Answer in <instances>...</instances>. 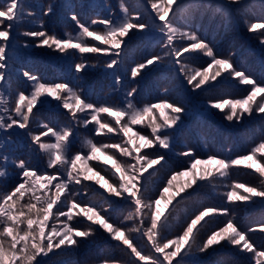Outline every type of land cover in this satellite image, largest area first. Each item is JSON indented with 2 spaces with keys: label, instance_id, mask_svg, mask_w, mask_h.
Segmentation results:
<instances>
[{
  "label": "snow or ice",
  "instance_id": "6c2138e0",
  "mask_svg": "<svg viewBox=\"0 0 264 264\" xmlns=\"http://www.w3.org/2000/svg\"><path fill=\"white\" fill-rule=\"evenodd\" d=\"M239 3L240 0H227L226 4H216L215 11L222 12L225 17L230 18L232 5ZM148 5L154 12V16L149 13L148 21L143 19L140 10H130L123 2L120 4L119 15L93 19L89 24L83 23L73 12L70 18L76 23L78 31L75 34L66 31L63 36L55 32L50 33L44 27L42 17L53 14L52 3L41 10L39 17L36 12L25 9L24 0H3L0 5V178L6 177L7 169L14 166L21 170L22 180L10 192L0 194V264H45L44 258L54 250L70 249L78 246L82 239L94 235L96 229L92 225L104 229L113 240L130 250L133 264H173L174 260L176 264H189L192 256L214 249V246L224 242L237 246L241 252L252 253L254 264H264V248H257L248 238V234L241 231L232 219L201 240V233L208 226L205 217L215 213L227 214L228 209L204 208L186 223L179 235L171 239L162 236L165 230H170V220L187 199L182 193L194 189L198 182H207L215 187L216 180L227 178L229 169L239 165L254 169L255 173L264 178V163L257 158L258 155L264 158V140L248 154L230 160L218 159L216 155H209L207 159L201 160L195 157L192 149H188L181 155L191 158L189 167L173 172L161 185L158 198H146L150 178L155 173H149L147 177L144 173L154 165L160 164L165 157L159 155L152 158L151 153L145 152L141 155V152L157 145L162 149L170 148L173 136L167 130L181 121V114L185 111L183 106L163 100L137 107L131 99H127L122 105H98L83 97L82 90L79 86H73L72 82H45L29 71H24L23 76L33 82L31 91L27 94L19 91L13 100L8 61L14 59L15 45L10 43L14 29H17L16 36L38 39L39 43L35 45L37 47L47 46L59 53L77 50L82 57L88 53L119 57L123 52L122 45L126 43L124 38L128 37L130 32L151 30L160 34L162 54L154 55L133 67L131 69L133 78L140 75L143 69L165 61L179 64V72L193 89L211 85L222 73H228L230 77L237 78L240 83L250 85L251 88L242 98L210 100L211 107L220 111L227 110L225 118L228 121L240 122L245 115L251 116L254 112L264 114V86L258 84L250 74L234 68L231 55L218 56L212 45L206 42V38L200 37L197 31L192 30L187 24L186 17L190 15V9L199 8L200 4L195 3V0H179V3L177 0H146L145 12H148ZM204 7H212L210 0ZM26 17L33 18L41 30L19 31L18 26ZM5 21H8L6 25ZM244 22L249 32L259 33L260 42L264 44V19H256L255 22L245 19ZM97 25H102V30H97L95 27ZM90 40L98 43H89ZM177 42H180L179 46ZM23 46L31 45L25 42ZM9 50L13 51V56H9ZM193 53H201L211 58V62L202 68H194L183 62L185 54H189V58L195 61L196 57L191 55ZM118 63L117 59L112 58L106 63V67L114 68ZM93 67L95 65L86 58H81L80 62L74 65L76 72L84 74ZM119 82L120 78L116 77V83ZM135 92L136 89H131L127 97H133ZM49 98L59 101L62 108L68 111L70 125L57 129L38 120V110L34 113V109H37L38 104L48 102ZM157 111L162 117L160 122L155 116ZM102 114H107L111 122L102 121ZM91 123L95 124L97 135L105 132L118 133L121 142L98 145L92 138L85 137L81 141V150L73 152L76 143L73 136L75 129L81 125L87 128ZM32 124L46 131L33 132L30 127ZM135 125L145 126L150 132L142 134L133 131ZM17 129L27 130L32 143L47 155V168L56 169L54 173L38 171L30 161L13 156L10 143L12 132ZM49 135L55 142L42 140V137ZM97 153H102L106 159L101 160ZM117 154L131 159H117ZM90 160L100 162L98 164L100 171L93 167L81 166V161L87 165ZM108 161H112L110 167ZM201 165L208 167L198 169ZM212 165L215 167H211ZM101 171L115 179L116 183L101 176ZM96 177L99 179H95ZM184 177L187 179L181 180ZM93 179L110 195L131 201L133 210L125 217V221L133 222L131 228L119 227L110 222V217L101 214L108 211L102 205L98 210L97 206L82 207L77 202L80 192L73 186L82 184V180ZM178 180L181 181L179 184ZM240 189L245 194H241L238 191ZM191 195L189 192L188 196ZM253 197H264V179L260 180L259 187L233 183L231 190L226 193L229 202L250 201ZM162 201L165 205L163 210ZM173 201H176V204H173ZM105 203L111 207L110 201ZM81 216L91 222L83 230L71 223L74 218ZM202 221L205 223L201 224ZM261 230H264V226ZM131 233L146 237L151 245L148 254L135 246ZM177 257L180 259L177 260ZM95 264L119 262L105 258L98 259Z\"/></svg>",
  "mask_w": 264,
  "mask_h": 264
},
{
  "label": "rangeland",
  "instance_id": "374dc122",
  "mask_svg": "<svg viewBox=\"0 0 264 264\" xmlns=\"http://www.w3.org/2000/svg\"><path fill=\"white\" fill-rule=\"evenodd\" d=\"M121 2L127 4L130 10H140L145 21H148L150 12L154 16L150 5H148V12L144 11L146 0H24V6L26 10L36 12L39 17L41 10L52 3L53 14L42 17L44 27L50 33L55 32L57 35L63 36L66 31L73 34L78 31L76 23L70 18L73 12L83 23L89 24L93 19L107 18L113 14L119 15ZM208 2L209 0H195V3L201 6L190 9V15L186 17L187 24L191 26L192 30L197 31L200 37L206 38V42L212 45L218 56L228 57L231 55L234 68L250 74L258 84L264 86V44L260 42L259 33L249 32L244 22L245 19L253 22L256 19H264V0H240L239 4L232 5L233 11L230 18L225 17L222 12L215 11L216 4H226L227 0H210L212 7H204ZM2 3L3 0H0V5ZM237 8L240 10L236 11ZM7 23L8 21H5V25ZM95 27L97 30L103 28L102 25ZM18 30L41 29L33 18L26 17L25 21L18 26ZM16 31L17 29L13 30L10 39V43L15 45L14 59L8 61L13 100L19 91H24L26 94L31 91L33 82L23 76L24 71H29L45 82H72L73 86H79V89L82 90L83 97L98 105H122L127 99H131L137 107L163 100L184 107L185 111L181 114V121L172 129L167 130L173 136L170 148L162 149L157 145L141 152V155L145 152L151 153L152 158L159 155L165 157L160 164L154 165L144 173L146 177L149 173H155L150 178L146 198H158V191L166 179L173 172L189 167L191 158L181 155L188 149H192L195 157L201 160L207 159L209 155H216L218 159L230 160L248 154L253 147L264 140V114L254 112L251 116L245 115L240 122L228 121L225 118L227 110L220 111L211 107L210 100L242 98L251 88L250 85L240 83L237 78L230 77L228 73H222L211 85H206L201 89H193L184 79L182 73L177 74L174 68L175 64L168 61L143 69L141 74L135 78L131 76V69L137 64L145 62L146 59L154 55L162 54L158 32L133 30L128 37L124 38L126 43L122 45L123 52L119 57L103 53H88L83 54L82 57V54L77 50L59 53L47 46L37 47L35 45L39 43L38 39L16 36ZM25 42L31 46L24 47ZM89 43L98 42L90 40ZM179 43L177 42V46ZM191 55L196 57L195 61L189 58V54H185L182 58L183 62L188 63L191 67H207L211 62V58L201 53ZM9 56H13L12 50H9ZM81 58H86L95 65L87 70V74L75 71L74 65L79 63ZM112 58L117 59L119 63L114 68H107L106 63ZM178 66L180 67L179 64ZM116 77L120 78L119 83H116ZM133 88L136 89L134 96L127 97V93ZM37 110L38 120L48 123L51 127L59 129V127L68 126L71 123L68 111L62 108L59 101L52 98H49L48 102L43 105L38 104L34 113ZM155 116L158 122L162 121L159 111L155 113ZM101 119L111 122V118L107 114H102ZM113 126L115 127L114 123ZM30 127L36 133L46 131L36 124L30 125ZM133 131L148 134L150 129L142 125H135ZM73 136L76 138L73 152L81 150V141L85 137L92 138L98 145L121 142V136L118 133L105 132L97 135L94 123L89 124L87 128L82 125L78 126ZM70 139L72 138L70 137ZM42 140L55 142L50 135L42 137ZM10 151L15 158L30 161L38 171L46 170L49 174L56 171V169L47 168V155L32 143L31 137L27 135V130L17 129L12 132ZM97 155L101 157V160L106 159L102 153H97ZM257 158L264 163V158L259 155ZM117 159L130 160L131 158H123L117 154ZM80 163L82 167H93L100 171V167H98L100 162L98 161L90 160L87 165H84L83 161ZM111 164L112 161H108L109 167ZM199 167L208 166L201 165L198 166V169ZM211 167H215V165ZM20 172L21 170L14 166L7 169L6 177L0 178V194L10 192L18 183L22 182ZM88 174L94 175V173ZM100 175L105 176V179H109L112 183H116L115 179L107 176L104 172L101 171ZM95 179H99V177ZM95 179L82 180V184L73 186L76 191L80 192L77 202L82 207L85 205L97 206L98 210L102 205L108 211L101 214L110 217V222L119 227L131 228L133 222L125 221V217L133 210L131 201L110 195L96 184ZM184 179L187 177L181 178V180ZM261 179L264 178L255 173L254 169L239 165L229 169L227 178L216 180L215 187L207 182H198L197 185H194V189L182 193V196L187 199L170 220V230H165L162 236L167 239L174 238L183 231L191 218H194L204 208L211 207L229 211L227 214L215 213L205 217L208 226L201 233V240L211 231L224 226L229 219H232L241 231L248 234V238L257 248H264V230H261V227L264 226V197H253L250 201L234 202H229L226 198V193L231 190L233 183L259 187ZM180 182V180L177 181L178 184ZM238 191L245 194L242 189ZM189 192L192 193L191 196H188ZM171 194L170 192L169 195ZM105 201L111 202L110 208ZM173 204H176V201H173ZM164 206L162 201L161 210L164 209ZM53 211L56 210L53 209ZM205 221H202L201 224H204ZM49 223L51 224V221ZM71 223L83 230L91 222L81 216L74 218ZM92 227L96 229L94 235L82 239L78 246L70 249L54 250L47 258H44L45 264H95L98 259L105 258H112L119 264H133V257L129 254L130 250L120 242L113 240L104 229L97 225H92ZM198 227L200 226L198 225ZM131 237L135 246L138 249H143L145 254L151 251V245L146 237H139L137 233H131ZM171 250L168 249V251ZM173 264H176L175 260ZM189 264H254V260L252 253L241 252L237 246H231L224 242L214 246V249L192 256Z\"/></svg>",
  "mask_w": 264,
  "mask_h": 264
},
{
  "label": "trees",
  "instance_id": "16d2710c",
  "mask_svg": "<svg viewBox=\"0 0 264 264\" xmlns=\"http://www.w3.org/2000/svg\"><path fill=\"white\" fill-rule=\"evenodd\" d=\"M223 260H224V259H223ZM225 260H226V258H225ZM225 260H224V261H225ZM225 262H226V261H225Z\"/></svg>",
  "mask_w": 264,
  "mask_h": 264
}]
</instances>
